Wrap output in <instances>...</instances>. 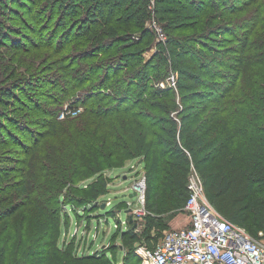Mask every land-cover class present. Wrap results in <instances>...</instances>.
Returning a JSON list of instances; mask_svg holds the SVG:
<instances>
[{"label":"trees","instance_id":"obj_1","mask_svg":"<svg viewBox=\"0 0 264 264\" xmlns=\"http://www.w3.org/2000/svg\"><path fill=\"white\" fill-rule=\"evenodd\" d=\"M46 3L77 18L59 24L64 32L55 34L67 43L49 55L52 63L70 78L75 60L92 58L91 63H80L82 73L89 76L86 82L99 72L101 76L81 95V103L91 101L82 114L59 122L44 120L45 133L24 144L21 169L2 171L0 264H113L102 255H76L71 244L59 245V204L61 199L72 206L95 200L107 186L104 175L123 169L130 161H137L144 171L149 217L143 234L150 240L143 243L146 246L152 248L159 241L150 239L159 215L171 218L178 211L186 212L191 169L214 210L264 242V49L248 43L252 34L248 32L253 29L246 27L243 49L247 53L243 51L229 66L218 61L221 69L199 61L168 35L165 46L178 52L179 63L187 69L179 70L175 88H151L152 63L136 65L139 51L134 48L139 43L131 38V32L141 29L151 14L146 9L148 0ZM154 4L157 19L167 23L165 30L191 28L183 26L182 20L192 16L193 7H180L177 0H154ZM108 5L112 7L109 16ZM248 5L235 11H244ZM256 11L253 27L264 30V6ZM253 34L258 42L259 35ZM196 38L208 39L203 31ZM108 47L111 55L98 59ZM61 51H66L65 60L58 57ZM122 65L123 75L108 82ZM199 73L211 74L223 85L214 91L216 83ZM137 79L141 80L135 89ZM31 80L28 87L33 85ZM4 96L12 97L8 91ZM85 180L93 181L86 188L89 193L76 187ZM123 234L124 239H136L132 231ZM134 250L128 248L121 264H139Z\"/></svg>","mask_w":264,"mask_h":264},{"label":"rangeland","instance_id":"obj_2","mask_svg":"<svg viewBox=\"0 0 264 264\" xmlns=\"http://www.w3.org/2000/svg\"><path fill=\"white\" fill-rule=\"evenodd\" d=\"M47 1L0 0V29L3 33V38L0 37V175L6 169H21V161L26 157L23 155L24 144L38 139V134L45 133L44 120L54 119L59 122L66 119L67 117L60 118L66 107L79 109V114H82L91 101L81 103V95L101 76L99 72L86 82L89 76L82 73L80 63H91L92 58L75 60L76 69L75 72L74 69L70 71V78L58 70L59 65L52 63L49 55L67 43L58 39L55 34L64 32L59 24H66L68 20L74 22L77 18L67 17L58 5L52 4L50 7ZM148 1L146 9L151 14L141 29L131 32V38L139 43L134 48V51H139V62L135 61L136 65L152 63L149 73L151 88H169L166 85L167 79L174 75L178 81L179 70L187 69V65L179 63L178 52L165 46L168 35L180 41L181 46L194 53L199 61L211 63L215 69H221L218 61L229 66L235 63V59L243 51L246 52L243 45L247 28L253 29L248 32L252 33L248 43H257L260 51L264 49V46L261 47L264 30L253 27L256 9L264 6V0H208V4L203 3L204 0H177L181 3L180 7L194 8L192 16L182 20L183 26L191 28L178 31L165 30L163 25L167 24L166 21H160L155 16L154 0ZM247 5L248 9L235 11ZM110 6L106 7L108 16L111 15ZM261 19L258 18L257 22L262 23ZM200 31L208 39L199 41L196 35ZM254 31L259 35L258 42L255 41ZM191 41H195V44ZM101 51L98 59L111 55L109 47ZM59 53L58 57L63 59L67 55L66 51ZM122 67L123 65L116 68L118 72L111 73L108 82L123 75L125 69L122 70ZM222 70L225 71V68ZM200 75L203 79L216 83L217 86L212 88L214 91L218 90L219 85H223L221 80L212 78L211 74ZM163 77L165 78L162 79ZM30 79L33 85L28 87L27 81ZM140 80L137 79L134 83L135 89H138ZM76 86L79 87L74 88ZM173 90L177 92V89ZM4 91L10 92L12 97H5ZM143 176L144 171L138 162L131 161L123 169L104 175L107 186L103 190L104 194L95 200L72 206L65 205L61 199L59 245L71 244L76 249V255H102L113 264H121L128 248L136 249L143 243H148L150 240L143 232L149 214L145 210V201H139L134 187L141 182ZM10 177L15 178L16 174H11ZM91 183L92 180H85L77 183L76 187L89 193L86 188ZM133 192L135 195L130 197ZM6 206L7 204L3 205ZM188 218L185 211H178L171 218L166 214L159 215L155 219L153 232H150V239L160 240L163 237L160 229L174 220L181 225ZM129 231L133 232L136 239L123 238V233Z\"/></svg>","mask_w":264,"mask_h":264},{"label":"built area","instance_id":"obj_3","mask_svg":"<svg viewBox=\"0 0 264 264\" xmlns=\"http://www.w3.org/2000/svg\"><path fill=\"white\" fill-rule=\"evenodd\" d=\"M176 82L172 75L166 85L175 88ZM79 112L66 107L60 118L76 117ZM134 187L137 198L144 203V176ZM186 187L187 225L166 232L152 248L145 244L138 246L134 253L139 264H264V242L254 239L244 227L228 222L214 210L194 169Z\"/></svg>","mask_w":264,"mask_h":264},{"label":"crops","instance_id":"obj_4","mask_svg":"<svg viewBox=\"0 0 264 264\" xmlns=\"http://www.w3.org/2000/svg\"><path fill=\"white\" fill-rule=\"evenodd\" d=\"M130 162H131V161H130ZM128 163H129V162H128ZM128 163H127V164H128ZM138 165H139L140 168H142V165H141V164L138 163ZM109 173L111 174V172H109ZM187 223H188V222H187V220H186V221H183L181 225H179L178 223H176L175 221H173V222L171 223V226H170L169 228H166V229H163V230H162V233L165 234L166 232H170V231L175 230V229H177V228H179V227H181V226L187 225Z\"/></svg>","mask_w":264,"mask_h":264},{"label":"water","instance_id":"obj_5","mask_svg":"<svg viewBox=\"0 0 264 264\" xmlns=\"http://www.w3.org/2000/svg\"><path fill=\"white\" fill-rule=\"evenodd\" d=\"M134 195H135V192H133V193H132V194H130L129 196H130V197H133Z\"/></svg>","mask_w":264,"mask_h":264}]
</instances>
